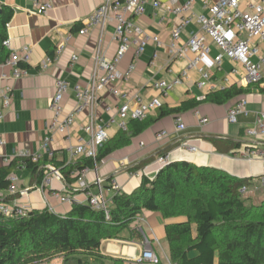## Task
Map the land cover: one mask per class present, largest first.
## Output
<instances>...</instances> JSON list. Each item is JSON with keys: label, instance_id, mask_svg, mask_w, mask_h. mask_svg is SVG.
I'll return each instance as SVG.
<instances>
[{"label": "crops", "instance_id": "obj_1", "mask_svg": "<svg viewBox=\"0 0 264 264\" xmlns=\"http://www.w3.org/2000/svg\"><path fill=\"white\" fill-rule=\"evenodd\" d=\"M51 1L52 9L48 14L43 15L36 11L30 0H0V6L6 4L15 10L8 24L11 48L20 50L25 45L32 47L31 63L27 65L28 76L15 78L10 66L0 65V87H10L14 94V100L8 108L3 107L0 100V111H3L5 115L4 119L0 120V139L5 140V144H0V166L8 164L3 163L6 157L12 161L25 152L44 155L42 144L49 135L48 126L53 118L49 102L54 95L56 81L62 78L69 80L73 86L89 84L95 71L96 51L101 48L110 58L118 49L114 22L108 23L103 33L98 28L86 35L79 33L83 20L93 14L105 0ZM206 1L209 4L214 2V0H198L195 12L208 13ZM163 3L161 8L155 9L150 0L146 6V12L134 18L135 22L148 34L159 35L163 46L157 47L156 44L150 43L140 57L135 58L133 51L125 57L120 65L122 71H126L134 60L137 68L128 79L115 80L111 86L101 92L99 101L93 108L96 118L108 121L110 116L117 115V109L123 103V99L113 92L115 88L126 91L133 106L137 105L135 97L140 94L145 102L159 97L163 102V109L166 110L177 108L186 100L203 99L213 91L224 90L232 85L245 86L242 82L243 69L232 60L226 58L222 66L215 64L214 57L219 53V49L212 44L211 53L202 61V67L210 71L214 89L211 90L209 86L203 89L197 86L198 81L203 79L198 69L191 70L188 79L167 94H163L154 87L157 81H170L179 76L193 57L192 54L188 58L175 57L170 52L172 28L179 22V18L169 11L168 0H163ZM198 29L199 24H191L184 32L182 41H186L191 32ZM68 35H72V38L64 52L44 69L42 64L49 57L55 56L58 43ZM73 56L78 58L74 60ZM235 67L239 69L238 73L233 72ZM4 74H6L5 77H3ZM262 88H264V82L227 103L204 102L198 107L163 118H159L161 109L153 111L148 119H155V122L133 136L128 146L114 151L96 169H91L87 174L86 178L91 190L96 191V179L100 177L104 181L107 197L112 199L116 191L111 188L109 178L113 176L122 192L131 193L141 185L144 175L154 178L166 164L181 160L199 166L219 168L240 178H251L252 180L246 186L252 195L264 190V162L260 159H243L235 155L239 149L249 143L254 142L264 146V133L260 132L257 137H250L247 134L249 128H256L258 120L264 116ZM244 99L248 102L247 112L240 114L236 123L230 122L229 109ZM76 104L74 92L70 91L64 99V115L72 112ZM108 106L113 108L110 112L106 110ZM90 117V109L77 116L71 130L73 136L71 140H66L60 134L51 135L54 159L69 164L81 158L72 156L68 147L77 144L76 138ZM179 117L186 124L187 128L184 131L177 129ZM201 117L208 119L207 124H200ZM131 120H129V126ZM120 131L118 124L110 126L109 140L115 138ZM162 131H166L168 135L159 140L157 134ZM209 135L239 141L241 145L224 153L219 151L211 141L205 139V136ZM187 146H194L196 150L191 151ZM167 147L171 149L167 152L168 161L165 164L159 161L162 156L159 155L144 169L130 170L138 162ZM20 161L18 160L17 168L13 171L21 176L19 187L22 189L39 184L37 175L27 167V164L25 167H18ZM51 189L71 196L75 203H87L84 192L74 191L73 186L68 187L66 183L57 179L54 180ZM45 197V193L33 190L28 195L18 198V203L30 204L33 209H44L49 205L53 208V212L58 214L68 213L74 205V203L62 202L51 194L47 195V201ZM185 219V217L166 218L159 211L144 210L131 224V228L125 229L120 237L104 239L101 251L107 256L123 259L125 264H136L132 261L133 258L139 256L144 249L154 250L167 264L170 255L165 227L167 224ZM190 255H197V252H192ZM107 264L112 262L108 261ZM215 264H218V258Z\"/></svg>", "mask_w": 264, "mask_h": 264}, {"label": "trees", "instance_id": "obj_2", "mask_svg": "<svg viewBox=\"0 0 264 264\" xmlns=\"http://www.w3.org/2000/svg\"><path fill=\"white\" fill-rule=\"evenodd\" d=\"M0 14V65L10 56L4 45L9 38L8 24L15 10L2 4ZM256 85H232L213 91L203 99H190L181 106L161 109L159 118L198 107L204 102L223 104L249 92ZM264 92V88L261 89ZM149 118V117H148ZM132 119L128 130L106 142L97 160L81 157L75 163L60 162L56 158L32 162L19 157L0 166V203H10L21 197L8 194L10 174L18 160L37 175L41 183L45 165L55 163L71 187L78 179L72 173L84 167L94 168L114 151L128 146L132 137L149 127L155 119ZM219 151L227 153L241 142L218 136H205ZM171 147L135 164L130 170L139 171L159 155H166ZM114 178H109V181ZM251 178H240L225 170L199 166L181 160L166 164L154 178L143 176L141 185L131 193L117 191L112 198L111 214L106 217L88 203H75L66 214L51 212L48 208L33 209L28 216L4 217L0 213V264H34L51 252L64 256L63 264H125L121 258L102 253V241L118 238L144 210L159 211L166 218L185 217L184 221L165 227L172 264H264V199L260 206L249 204L251 197L241 193ZM197 252L191 256L190 253ZM166 264V263H162Z\"/></svg>", "mask_w": 264, "mask_h": 264}, {"label": "built area", "instance_id": "obj_3", "mask_svg": "<svg viewBox=\"0 0 264 264\" xmlns=\"http://www.w3.org/2000/svg\"><path fill=\"white\" fill-rule=\"evenodd\" d=\"M39 14H48L52 9L51 0H30ZM198 0H168L170 4L169 11L179 18V22L172 28V38L169 44L170 52L175 57L188 58L192 54L187 67L181 74L174 79L160 80L154 83V87L163 94L173 90L182 84L189 77V72L198 69L203 77L198 81L199 88L215 86L211 83L212 75L210 71L202 67V61L212 50V44L216 45L219 53L214 57V62L218 66H222L225 59L229 58L238 67L243 69L242 82L244 85H256L264 78V0H214L212 4L206 1L209 9L208 13L195 12V6ZM150 0H105L99 5L93 14L83 20L82 28L79 33L88 34L94 29H100L103 33L105 26L114 22L115 39L118 42V49L113 57H107L99 48L95 53V71L87 85L75 84L71 85L67 79H58L55 84V92L49 102V108L53 112V118L48 126V136L44 139L42 148L44 155L39 153L25 152L21 157L28 158L32 162H40L43 158L52 160L55 152L52 148V134H60L66 140H71L72 127L75 125L76 118L87 109L91 110L89 121L81 128V133L77 136V144L69 146L68 150L74 157H88L94 161L97 160L99 152L103 149L109 140L108 128L114 124H118L121 130H128L129 120L136 119L139 121L146 120L149 115L161 108L163 102L159 97L145 102L140 94L135 97L137 102L133 106L132 101L126 91L113 89L118 94L123 103L117 109V115H112L108 121L96 118L93 114V108L99 101L101 92L111 86L115 80H126L136 70L137 63L132 61L126 71L120 69V65L125 57L133 51L135 58L140 57L150 43L162 47L163 42L159 35L151 36L141 26H139L134 18L143 15L146 12V6ZM163 0H152L155 9L163 6ZM199 24V29L191 32L186 41H182V37L187 28L193 24ZM72 35H68L61 40L56 49V54L49 57L42 67L45 69L49 64L55 62L61 55L71 40ZM4 45L7 46L11 53L8 60L3 64L10 66L13 70L12 75L15 78L26 77L29 75L27 65L31 63L32 47L25 45L22 49L16 50L11 48V40L8 38ZM157 56V54H155ZM78 56H73L76 60ZM234 73H238L239 69L235 67ZM6 74L3 75L5 77ZM73 91L77 104L75 109L67 115H64V99L65 96ZM0 100L3 107L8 108L14 100V94L10 87H0ZM247 100L237 102L228 111V119L232 123L238 121V116L247 112ZM113 108L108 106L107 112ZM4 112L0 111V120L4 119ZM118 116V120H117ZM178 131L186 130V124L182 118L177 119ZM206 117L200 118V124H207ZM258 127V128H257ZM256 128H249L247 134L250 137H257L259 133H264V116L258 120ZM168 133L166 131L159 132L157 138L164 139ZM0 144H5V140L0 139ZM189 150L195 151L196 147L187 146ZM237 157L243 159H260L264 162V146L249 143L243 146L235 153ZM11 159L6 157L3 163H9ZM159 161L165 164L168 161V155H162ZM26 163L21 160L20 167H25ZM98 166V165H97ZM94 167L95 169L97 168ZM90 167H84L72 173L73 177H78L74 191L84 192L87 203L96 210H101L106 217H110L112 199H109L105 193L104 181L98 177L96 179V191H92L86 178L91 171ZM65 183V176L62 170L53 162L45 165V170L41 183L20 188L21 176L18 172H12L9 176L10 187L8 194L20 193L21 196L28 195L33 190H38L47 195L51 194L65 203H74L75 200L69 195H63L59 190H52L54 180ZM264 182V180H263ZM111 188L116 192L120 191L119 184L115 178L109 181ZM242 194H247L248 187L245 185L241 188ZM53 212V208L49 205L46 207ZM33 210L30 204H20L18 199L7 203H0V213L4 217H22L28 216ZM148 240V238H146ZM136 264H162V258L154 251L144 249L143 252L133 258ZM167 264H172L167 259Z\"/></svg>", "mask_w": 264, "mask_h": 264}, {"label": "rangeland", "instance_id": "obj_4", "mask_svg": "<svg viewBox=\"0 0 264 264\" xmlns=\"http://www.w3.org/2000/svg\"><path fill=\"white\" fill-rule=\"evenodd\" d=\"M245 196L251 197L249 200V204L260 206L264 199V190L253 193V195L252 193L247 192ZM63 263H64V256L62 253L51 252L49 255L46 256V258L40 261H36L34 264H63Z\"/></svg>", "mask_w": 264, "mask_h": 264}, {"label": "water", "instance_id": "obj_5", "mask_svg": "<svg viewBox=\"0 0 264 264\" xmlns=\"http://www.w3.org/2000/svg\"><path fill=\"white\" fill-rule=\"evenodd\" d=\"M2 13V7L0 6V14Z\"/></svg>", "mask_w": 264, "mask_h": 264}]
</instances>
